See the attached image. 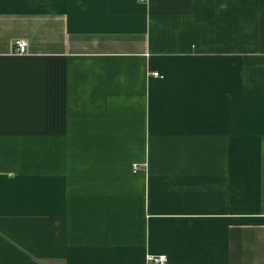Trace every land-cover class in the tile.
I'll list each match as a JSON object with an SVG mask.
<instances>
[{
  "label": "crops",
  "instance_id": "crops-1",
  "mask_svg": "<svg viewBox=\"0 0 264 264\" xmlns=\"http://www.w3.org/2000/svg\"><path fill=\"white\" fill-rule=\"evenodd\" d=\"M149 255L264 264V0H0V264Z\"/></svg>",
  "mask_w": 264,
  "mask_h": 264
},
{
  "label": "built area",
  "instance_id": "built-area-1",
  "mask_svg": "<svg viewBox=\"0 0 264 264\" xmlns=\"http://www.w3.org/2000/svg\"><path fill=\"white\" fill-rule=\"evenodd\" d=\"M139 3H147L149 0H136ZM28 52V42L26 40H18L15 42V53L18 55H25ZM154 77L156 78H163L159 73H154ZM133 171L138 173L140 168L138 165L133 166ZM168 259L165 256H147V263L148 264H167Z\"/></svg>",
  "mask_w": 264,
  "mask_h": 264
}]
</instances>
